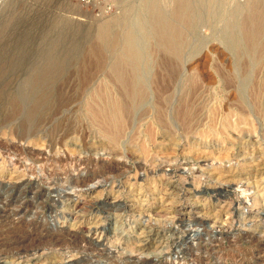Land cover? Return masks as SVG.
I'll return each instance as SVG.
<instances>
[{"label":"rangeland","instance_id":"rangeland-1","mask_svg":"<svg viewBox=\"0 0 264 264\" xmlns=\"http://www.w3.org/2000/svg\"><path fill=\"white\" fill-rule=\"evenodd\" d=\"M193 1L175 64L147 37L150 0H0V264H264V30L237 46L246 0ZM106 24L137 36L149 87L115 139L87 113L106 85L121 97L105 76L118 51L89 55ZM72 229L94 249H59Z\"/></svg>","mask_w":264,"mask_h":264},{"label":"bare ground","instance_id":"bare-ground-1","mask_svg":"<svg viewBox=\"0 0 264 264\" xmlns=\"http://www.w3.org/2000/svg\"><path fill=\"white\" fill-rule=\"evenodd\" d=\"M146 1V0H145ZM165 1V0H164ZM174 1V0H173ZM205 1V0H204ZM223 1V0H222ZM170 2V1H169ZM201 2V1H200ZM199 2V3H200ZM214 2V0H213ZM220 2V1H219ZM197 3V2H196ZM194 3L193 0H175L172 4L173 9L171 10V17H168V15H166V13L159 8L158 5V1L157 0H150L149 2V6L150 8H148L147 11H145L149 17L144 21L147 22L149 24V26H147L146 28L149 29L150 31V35H148L147 37L151 38L154 40V44L155 46H157L160 50H162L163 53L167 54L171 61H174L175 64H178L177 62H179L182 58V56L187 53H185V49L187 47V35L190 29H192L193 27H196V23H198L200 21V17L198 16L200 12V9H198L197 4ZM233 4V3H232ZM169 5V3H168ZM200 5V4H198ZM212 5V4H211ZM227 5V4H226ZM143 6V5H142ZM206 6V2L205 5ZM220 6V5H219ZM222 6V5H221ZM148 7V6H147ZM163 7V6H162ZM202 8V7H201ZM169 9V8H168ZM167 9V10H168ZM203 11V9H202ZM203 13V12H202ZM212 13V12H211ZM218 13H220V11H218ZM238 13L243 16V18H241V21L238 20L239 16ZM244 13V14H242ZM218 15V14H217ZM146 17V16H145ZM142 18V17H141ZM215 19L218 20L217 17H215ZM202 20V18H201ZM204 21V20H203ZM241 22V24L238 25L239 29H240V35H232V39L230 36H228L229 38L227 40H229V42L236 44L237 46H240L242 44L243 38L245 39L246 43L248 44L249 48H254L257 45L256 43V39H259L261 37V32L264 30V0H246L245 3H243V6H239L238 10L233 11L232 15L230 16L228 22L229 24H232V28L236 27V24L238 22ZM118 22V21H117ZM135 22V21H134ZM143 22V21H142ZM202 22V21H201ZM199 24V23H198ZM145 25V24H144ZM126 26V25H125ZM132 28V27H131ZM112 25L110 24H106V25H102L99 29V32L96 36V42H94V45L89 46V55L91 58L94 59V61L98 64V67H100L99 65H102V63L104 62L105 59V55L107 52H111V51H118V54L116 55V58L114 59V61L111 63L110 67L108 71H106L107 73H105V76H107L106 74H108V76L106 77V79L109 78L110 76V82L113 83L114 85H116L119 89L118 91L121 94V97H110L111 94L108 92V90H110L111 88H107L106 86L104 87V89L102 88V91L98 92V95L96 98V101L93 99L92 101L100 102L99 106L96 104V108L93 107L90 111H88L87 113L90 112L91 116L93 118H95L98 121H101L102 123H104L105 125H107V127L109 128V130H111V139H115V137H117L123 127V117H125L126 115H128L131 111V109H135L133 107H135V105L140 104V102L143 100L145 95V84H143V81L141 82L140 79V71L142 70L140 67V63L143 59V51L139 50L140 46L138 47V41L137 40V36L129 30V28L127 27L124 31L123 34L120 35H116L113 34L112 31ZM146 30V29H145ZM149 34V32H148ZM240 36V37H239ZM243 36V37H242ZM150 39V40H151ZM148 40V39H147ZM233 40V41H232ZM93 43V42H92ZM153 43L151 44V46L153 45ZM140 44V43H139ZM143 44V43H141ZM145 45V44H143ZM195 45V44H194ZM148 46V45H147ZM146 46V47H147ZM91 47V48H90ZM142 47V46H141ZM145 47V48H146ZM189 48V47H188ZM187 48V49H188ZM154 49V48H153ZM157 49V48H155ZM145 50V49H144ZM190 50H192L190 48ZM151 51V50H150ZM149 51V52H150ZM112 52V53H113ZM155 52V51H154ZM117 53V52H116ZM114 54V53H113ZM112 54V55H113ZM146 54V53H145ZM150 54V53H149ZM153 54V53H152ZM192 55V54H191ZM145 56V55H144ZM149 56V55H147ZM166 57V56H165ZM145 59V58H144ZM149 59V58H148ZM162 59V57L160 58ZM168 59V57H167ZM184 59V58H183ZM182 59V61H183ZM146 60V59H145ZM164 61V60H163ZM180 61V62H182ZM106 62V61H105ZM110 62V61H109ZM161 62V61H160ZM165 62V61H164ZM167 62V60H166ZM165 62V64H166ZM170 62V61H168ZM144 63V62H143ZM162 63V62H161ZM110 65V64H109ZM164 65V63H163ZM168 65V64H166ZM173 65V64H172ZM147 66V65H146ZM145 66V67H146ZM160 67V63L158 65ZM182 67V66H181ZM163 68V67H162ZM183 68V67H182ZM150 69V68H149ZM161 69V67H160ZM169 69V68H168ZM163 70V69H162ZM165 70V68H164ZM172 70L175 72L180 71L177 66H173ZM169 71V70H168ZM171 71V70H170ZM173 71H171L173 73ZM91 72V71H90ZM171 72H168L170 74H168L167 72V76L168 78H172L171 76H173L174 74L176 75V72L171 75ZM85 73V72H84ZM83 73V74H84ZM88 72H86L87 74ZM95 73V72H93ZM86 74H84L86 76ZM147 74V73H145ZM165 74V73H163ZM162 74V76L164 77V75ZM50 75V74H49ZM144 75V73H143ZM143 75L141 74V76L143 77ZM158 77H160V74H157ZM156 75V76H157ZM174 75V76H175ZM84 76V77H85ZM88 76V74H87ZM86 76V77H87ZM92 76V74H91ZM149 76V74H148ZM147 76V78H148ZM166 76V78H167ZM48 77V76H47ZM50 77V76H49ZM80 77V76H79ZM82 77V75H81ZM80 77V78H81ZM85 77V78H86ZM89 77V76H88ZM162 77V79H163ZM179 77V76H178ZM52 78V77H51ZM79 78V80H80ZM94 78V77H93ZM96 78V77H95ZM167 78V79H168ZM177 78V77H176ZM175 78V79H176ZM58 79V78H57ZM83 79V77L81 78V80ZM88 79V78H87ZM86 79V81H87ZM149 79V78H148ZM194 79V78H193ZM48 80V79H47ZM153 80V79H152ZM83 81V80H82ZM171 81H173L171 79ZM178 81V80H177ZM105 82V81H104ZM108 82V81H107ZM146 82V81H145ZM161 82V80H160ZM166 82V81H164ZM193 82V80H192ZM90 83L89 81L87 83L84 84L87 86V84ZM102 83V81L100 82ZM110 83V84H111ZM148 83V82H146ZM154 83V82H153ZM172 83V82H171ZM81 84V81H80ZM99 84V83H98ZM109 84V82H108ZM112 84V86H113ZM155 84V83H154ZM158 84V83H157ZM168 84V83H167ZM166 84V85H167ZM82 85V84H81ZM90 85V84H89ZM101 85V84H99ZM104 85V83H103ZM147 85V84H146ZM150 85V84H149ZM153 85V84H152ZM160 86V84H158ZM192 85V84H191ZM85 86V87H86ZM102 86V85H101ZM101 86H99L101 88ZM148 86V85H147ZM157 86V85H156ZM158 86V87H159ZM162 86V83H161ZM160 86V87H161ZM165 86V84H164ZM97 87V86H96ZM115 87V86H113ZM169 87V86H168ZM65 88V87H64ZM153 88V86H152ZM165 88V87H163ZM167 88V87H166ZM185 88V87H184ZM108 89V90H107ZM149 89V87H148ZM147 89V90H148ZM152 90V89H151ZM116 91V92H118ZM162 91V89H161ZM97 92V89L96 91ZM94 92V94H95ZM149 92V91H148ZM156 92V91H155ZM154 92V93H155ZM159 93V92H158ZM157 93V94H158ZM166 93V92H165ZM91 94V93H90ZM97 94V93H96ZM118 94V93H116ZM120 94L118 96H120ZM164 94V93H162ZM95 96V95H94ZM117 96V95H116ZM90 98V97H89ZM148 98V97H147ZM155 98V97H154ZM68 99V98H67ZM70 99V98H69ZM184 99V98H183ZM73 100V99H72ZM89 100V99H88ZM87 101V100H86ZM186 101V99H185ZM60 102V100H59ZM88 103V101H87ZM90 103V102H89ZM44 104V103H43ZM59 104V103H58ZM68 104V103H67ZM86 104V103H85ZM142 104V103H141ZM144 104V103H143ZM155 104V103H154ZM161 104V103H159ZM17 105V104H16ZM48 105V104H47ZM71 105V104H69ZM87 105V104H86ZM85 105V106H86ZM61 106V105H59ZM98 106V107H97ZM139 106V105H138ZM146 106V104H145ZM160 106V105H159ZM188 107V104L186 105ZM185 106V107H186ZM63 107V106H62ZM137 107V106H136ZM181 107V106H180ZM52 108V107H51ZM67 108V107H66ZM138 108V107H137ZM141 108V107H140ZM17 109V108H16ZM15 109V110H16ZM70 109V108H69ZM43 110V109H42ZM85 110H87L85 108ZM141 110V109H140ZM184 110V109H183ZM186 110V109H185ZM56 111V110H54ZM63 111V110H62ZM133 111V110H132ZM187 111V110H186ZM191 111V110H189ZM136 112V110L134 111ZM183 111L181 110V113ZM185 112V111H184ZM58 113V112H57ZM48 115V114H47ZM191 115V114H190ZM193 115V113H192ZM87 116V115H86ZM90 116V115H89ZM181 116V114H180ZM179 116V118H180ZM185 116V115H184ZM156 117V116H153ZM183 118V117H182ZM188 118V116H187ZM43 119V118H42ZM94 119V120H95ZM127 119V118H126ZM184 119V118H183ZM191 119V118H190ZM46 120V119H45ZM52 120V119H51ZM59 120V119H58ZM128 120V119H127ZM132 120V119H131ZM186 120V119H185ZM43 121V120H42ZM54 121V120H53ZM93 120H91L92 122ZM125 121V120H124ZM39 122V121H38ZM140 122V121H139ZM159 122V121H157ZM187 122H189L187 120ZM44 123V122H43ZM101 123V124H102ZM161 123V122H159ZM164 123V122H163ZM191 123V121H190ZM189 123V124H190ZM197 123V122H195ZM47 124V123H46ZM99 124V123H98ZM139 124V123H138ZM40 125V124H39ZM63 125V124H62ZM76 125V124H75ZM159 125V124H158ZM42 126V125H41ZM45 126V125H44ZM133 126V125H132ZM160 126V125H159ZM162 126V125H161ZM74 127V126H73ZM125 127V126H124ZM72 128V127H71ZM103 128V127H102ZM106 128V127H105ZM133 128V127H132ZM65 129V128H64ZM100 129V128H99ZM98 129V130H99ZM103 130V129H102ZM125 130V129H124ZM134 130V129H133ZM108 131V130H107ZM126 131V130H125ZM42 132V130H41ZM44 132V131H43ZM182 132V131H181ZM21 133V132H20ZM123 133V132H122ZM92 134V133H91ZM100 134V133H98ZM36 135V134H35ZM105 135V134H103ZM107 135V134H106ZM122 135V134H120ZM126 136V135H125ZM107 137H109L107 135ZM25 138V137H24ZM102 138V137H101ZM110 138V137H109ZM124 138V137H123ZM143 139V138H142ZM107 140V138H106ZM115 141V140H114ZM64 142V141H63ZM108 142V141H107ZM112 143V142H111ZM4 144V143H3ZM74 144V143H73ZM77 144V143H76ZM83 144V143H82ZM116 145L117 142H116ZM114 146V144H113ZM32 151V150H31ZM7 153V152H6ZM15 154V153H14ZM19 154V153H18ZM41 154V153H40ZM97 155V154H96ZM15 156V155H14ZM50 156V155H49ZM23 157V156H22ZM38 157V156H37ZM76 158V157H75ZM106 158V157H105ZM113 158V157H112ZM45 160H49L48 157L45 158ZM55 160V159H54ZM24 161V160H23ZM81 161V160H80ZM91 162V160H89ZM93 161V160H92ZM77 162V161H76ZM75 163V162H74ZM14 164V163H13ZM84 164V163H83ZM146 164V163H145ZM88 165V164H87ZM68 166V165H67ZM186 168V167H185ZM70 169V168H69ZM105 172V171H104ZM186 172V171H185ZM77 180V179H76ZM96 181V180H95ZM170 182V181H169ZM18 183V182H17ZM79 183V182H78ZM57 184V183H56ZM13 185V184H12ZM24 185V184H23ZM72 185V184H71ZM93 185V184H92ZM16 186V185H15ZM25 186V185H24ZM70 186V185H69ZM74 188H77V181L74 183L73 185ZM5 189V188H4ZM25 189V188H24ZM57 189V188H56ZM11 191V190H10ZM60 190H57V192H59ZM21 192V190H20ZM56 192V191H55ZM56 192V193H57ZM223 195V194H222ZM8 197V196H7ZM5 201V200H4ZM3 201V202H4ZM113 202V201H112ZM18 206V205H17ZM37 207V206H36ZM29 208V207H28ZM40 209V207H39ZM11 210V209H10ZM263 210V209H262ZM2 211V210H1ZM176 211V210H175ZM32 212V211H31ZM34 212V211H33ZM10 213V212H9ZM29 213V212H28ZM54 213V212H53ZM12 215V214H11ZM52 216V215H51ZM14 217V216H13ZM8 219V218H7ZM217 224V223H216ZM185 228V227H184ZM3 230V229H2ZM65 230V229H64ZM196 232V231H195ZM58 233V232H57ZM89 234V233H88ZM58 235V234H57ZM196 233L192 236H189L188 239L189 240H194L196 237ZM5 236V235H4ZM57 237V236H56ZM192 237H194V239H192ZM9 239V238H8ZM9 241V240H8ZM92 244L90 243V239L87 237V235L84 234L83 231L80 230H73L70 233H67L63 239H58L56 241V245L58 247H60L59 249H70V251L72 250V252H75L76 254H82L87 252L88 250H90L91 245L88 244ZM136 242V241H135ZM139 242V240H138ZM184 242V241H183ZM21 243V242H20ZM24 244V243H23ZM143 244V243H142ZM11 245V244H10ZM93 245V244H92ZM14 246V245H13ZM198 246V245H197ZM3 247V246H2ZM22 247V245H21ZM25 247V246H23ZM44 247V246H43ZM92 247V246H91ZM104 248V247H102ZM94 249V247H92V250ZM96 249V248H95ZM177 250V249H176ZM65 251V250H64ZM67 251V250H66ZM105 251H107V249H98L99 254H104ZM108 252V251H107ZM106 252V253H107ZM122 252V251H121ZM96 253V252H95ZM177 253V252H176ZM215 253V252H214ZM97 254V255H99ZM115 254V253H114ZM211 254V253H210ZM51 255V254H50ZM57 255V254H56ZM62 255V254H61ZM65 255V254H64ZM58 256V255H57ZM91 256V255H90ZM109 256V255H108ZM81 257V256H80ZM98 257V256H96ZM107 257V256H106ZM113 257V256H112ZM124 256L120 257V259H118L119 257H115L117 259V261L119 262L120 260L123 259ZM219 257V256H218ZM253 257V256H252ZM63 258V257H62ZM65 258V257H64ZM114 258V257H113ZM216 258V257H215ZM58 259V258H57ZM84 259V258H83ZM87 259V258H86ZM95 259V258H94ZM110 259V258H109ZM187 259V258H186ZM219 259V258H218ZM79 258L76 257V255L74 254L71 260H68L67 262L65 261V259H61L57 264H78L79 262ZM89 260V258H88ZM98 260V259H97ZM136 260V259H135ZM84 261V260H82ZM113 261V260H112ZM200 261V260H199ZM90 262V260H89ZM108 262V261H107ZM86 264V263H85ZM98 264V263H97ZM101 264V263H100ZM107 264V263H106ZM179 264V263H178Z\"/></svg>","mask_w":264,"mask_h":264}]
</instances>
